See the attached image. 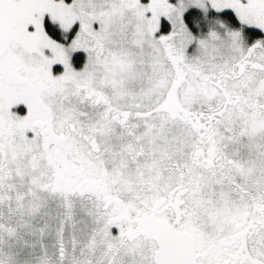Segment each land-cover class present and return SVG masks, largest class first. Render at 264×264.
Here are the masks:
<instances>
[{
  "label": "snow or ice",
  "instance_id": "obj_1",
  "mask_svg": "<svg viewBox=\"0 0 264 264\" xmlns=\"http://www.w3.org/2000/svg\"><path fill=\"white\" fill-rule=\"evenodd\" d=\"M0 264H264V0H0Z\"/></svg>",
  "mask_w": 264,
  "mask_h": 264
}]
</instances>
